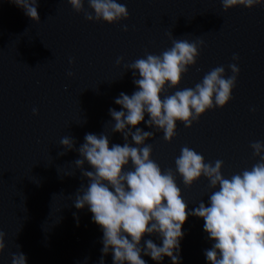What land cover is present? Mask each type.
<instances>
[{
    "label": "water",
    "instance_id": "95a60500",
    "mask_svg": "<svg viewBox=\"0 0 264 264\" xmlns=\"http://www.w3.org/2000/svg\"><path fill=\"white\" fill-rule=\"evenodd\" d=\"M117 2L129 17L109 25L87 21L68 0H38L39 23L13 0H0V231L6 245L0 264H11L18 251L26 264H99L102 230L87 207L74 206L77 191L88 183L74 163L80 158L77 149L88 133L104 132L110 146L123 145L122 134L111 131L109 109L120 111L115 99L137 90L126 65L145 52L159 55L172 47V39L203 40L204 45L196 65L166 95L194 88L217 66L226 76L232 75L230 64L240 71L231 101L207 111L190 129L178 123L171 143L148 127L145 114L138 127L154 132L145 141L152 145L151 159L162 170H175L174 161L187 146L205 162L222 160L226 178L259 159L250 145L264 142V5L225 12L221 0ZM85 10L91 11L87 3ZM118 57H123L119 65ZM64 136L75 140L73 150L60 144ZM84 168L92 170L87 162ZM176 182L189 211L201 201L207 204L214 191L204 177L186 188L177 173ZM203 226L191 215L183 225L180 264H208L205 250L213 242ZM148 239L162 246L156 235H145L141 243ZM104 264H113L111 253ZM161 264L172 261L165 257Z\"/></svg>",
    "mask_w": 264,
    "mask_h": 264
},
{
    "label": "clouds",
    "instance_id": "9594fccd",
    "mask_svg": "<svg viewBox=\"0 0 264 264\" xmlns=\"http://www.w3.org/2000/svg\"><path fill=\"white\" fill-rule=\"evenodd\" d=\"M221 2L225 12L239 6L250 10L264 5V0ZM13 3L39 23L38 0H13ZM68 3L76 13L83 12L89 22L111 25L129 17L127 7L117 0H68ZM85 3L91 11L85 10ZM123 30L127 31V27ZM203 45V40L172 39V47L159 55L145 52L144 57L126 65L133 70L137 90L131 96L121 92L115 99L120 111L109 109L114 121L111 131L122 134L123 145L110 146L109 136L104 132L99 136L88 133L77 149L80 158L74 163L88 183L77 191L74 206L77 210L87 207L93 222L102 230L99 264H104V257L110 253L113 264H147L143 256L157 264L165 257L172 264H180L182 228L190 215L204 221L203 230L213 242L205 250L208 264H264V142L251 143L253 155L259 159L250 169L226 178L222 174V160L205 162L202 154L187 146L176 157L175 170H162L151 159L152 145L145 143L154 132L138 127L147 114L148 127L154 126L171 143L178 123L190 129L207 111L223 109L231 101L240 71L236 64L228 65L231 76L225 75L223 66H217L205 73L194 88L165 94L168 88H178L189 67L196 65ZM233 60H238V56L234 55ZM122 61L123 57L117 58L118 65ZM33 114H38L36 109ZM129 137L132 143L128 142ZM60 144L71 151L75 140L64 136ZM85 162L92 170L84 168ZM177 173L186 188L201 177L206 178L208 187L214 190L208 203L201 201L189 211L176 182ZM145 235H156L162 246L152 239L142 244ZM5 247V233L0 231V255ZM11 264H26L25 255L19 251L12 253Z\"/></svg>",
    "mask_w": 264,
    "mask_h": 264
}]
</instances>
